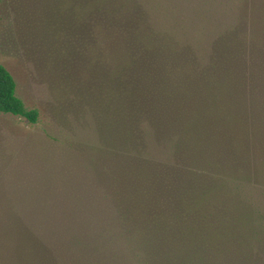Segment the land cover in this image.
Here are the masks:
<instances>
[{"label":"trees","instance_id":"16d2710c","mask_svg":"<svg viewBox=\"0 0 264 264\" xmlns=\"http://www.w3.org/2000/svg\"><path fill=\"white\" fill-rule=\"evenodd\" d=\"M159 1L36 0L51 118L95 138H49L69 170L61 193L56 174L36 190L39 208L60 202L51 217L19 213L34 191L8 192L15 155L0 164V264H75L60 258L70 251L97 264H264V0H235L204 51ZM0 114L41 123L1 64Z\"/></svg>","mask_w":264,"mask_h":264},{"label":"rangeland","instance_id":"374dc122","mask_svg":"<svg viewBox=\"0 0 264 264\" xmlns=\"http://www.w3.org/2000/svg\"><path fill=\"white\" fill-rule=\"evenodd\" d=\"M195 1V4H191L187 0H168L177 12L186 16L189 31H194L191 33V39L198 49L204 51L209 49L216 34L234 23L238 3L235 0ZM161 2L158 0L156 6L159 7ZM196 14L202 15L200 19L196 20L193 16ZM44 16L45 10L40 8L38 13L36 0L1 1L0 64L14 76L17 82V94L27 107L40 109L41 123L35 127H27L21 120L13 116L0 114V154L5 159L0 164L3 165L10 156L15 155L14 161H12V170L8 172L11 177L9 186L6 185L8 192L12 190L14 193L15 188H27L34 191L33 195L27 191L28 196L23 195L19 199L20 201L14 203L19 213L28 214V209H31L33 215L45 212L51 217L53 214L60 213V202L57 205L48 203L47 206L41 205L39 208L42 201L37 200L36 190L48 188L46 184H48L49 177L53 180L56 174V179L60 178V184L56 185V189L53 188V190L61 193L65 190L63 175L69 170L61 167V164H66L68 152L58 142L49 138L59 139L66 135L90 141L94 140L95 132L93 129L84 128L77 131L76 137L71 136L69 132L59 128L51 118L49 108L50 105H55V102L49 92L48 82L44 79L47 77L46 69L37 64V57L34 55L36 48L31 36L36 30L32 31L34 25L32 19L39 18V21L36 22V26H38ZM44 163L47 168L45 174L43 173ZM14 171L17 173V177L13 182ZM51 186L52 184H50ZM258 199H263V196L258 195ZM41 208L43 209L39 211ZM24 218L28 220L26 217ZM67 256L73 258L75 264H97L96 260L88 263L92 256L86 260L84 259L85 255L81 252L60 253L62 259H68Z\"/></svg>","mask_w":264,"mask_h":264}]
</instances>
